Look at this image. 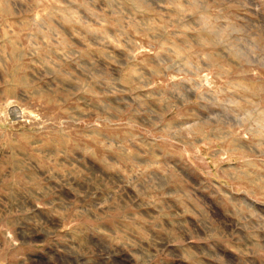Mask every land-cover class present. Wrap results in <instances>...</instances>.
<instances>
[{
    "label": "rangeland",
    "instance_id": "rangeland-1",
    "mask_svg": "<svg viewBox=\"0 0 264 264\" xmlns=\"http://www.w3.org/2000/svg\"><path fill=\"white\" fill-rule=\"evenodd\" d=\"M0 264H264V0H0Z\"/></svg>",
    "mask_w": 264,
    "mask_h": 264
}]
</instances>
